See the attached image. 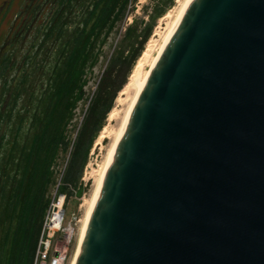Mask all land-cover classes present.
<instances>
[{"label":"water","instance_id":"1","mask_svg":"<svg viewBox=\"0 0 264 264\" xmlns=\"http://www.w3.org/2000/svg\"><path fill=\"white\" fill-rule=\"evenodd\" d=\"M76 264H264V0L191 2Z\"/></svg>","mask_w":264,"mask_h":264},{"label":"trees","instance_id":"2","mask_svg":"<svg viewBox=\"0 0 264 264\" xmlns=\"http://www.w3.org/2000/svg\"><path fill=\"white\" fill-rule=\"evenodd\" d=\"M174 1L156 0L152 23L147 25L140 36L136 25L127 29L122 47L128 41L129 54L125 56L124 51L121 57L113 59L103 73L73 143L61 193H69L68 196L71 197L73 194L69 192V188H78L94 141L103 130L118 94L128 84L127 78L130 79L136 69L135 63L139 62L146 51L144 48L152 35L153 21L164 15ZM129 2L130 0H29L25 10L29 14L26 23L39 20L43 13L49 19L42 29L40 41L34 44L36 48L33 54L35 72H42L45 79L41 88L35 82L33 96L30 92V76L23 82L22 94L34 97V102L31 103L33 110L25 109L30 113V120L19 113L13 131L14 146L2 155L4 179L0 203L6 202L11 213L6 215L5 212H0L1 222L6 219L11 225L15 221L16 228L8 252L0 256V264H34L50 204L47 199L48 189L55 183L53 167L59 153L70 149L71 140L65 129L73 115L77 95L86 94L80 73L93 61L95 43L104 34L111 33L120 19H123ZM28 27L29 24L26 28ZM46 50L50 51L49 66L45 71ZM1 57L7 58L5 52ZM6 65L7 59L2 63L3 77L7 72ZM10 117H13L12 112ZM28 123H31L28 134L30 131L33 134L24 138L22 144L20 140Z\"/></svg>","mask_w":264,"mask_h":264},{"label":"rangeland","instance_id":"3","mask_svg":"<svg viewBox=\"0 0 264 264\" xmlns=\"http://www.w3.org/2000/svg\"><path fill=\"white\" fill-rule=\"evenodd\" d=\"M185 1L186 0H175L164 15L153 21L152 35L144 48V51H147L149 49V45L151 44L152 52L148 62L145 63L146 71L150 69L154 56L157 55L160 45L164 37L167 35L171 23L176 19L177 14ZM28 3L29 0H0V49L2 43V48H4L3 51L5 52V56H7V58L2 59V61L7 59V72H5L4 77L3 73H1L2 80H0V98L2 101L1 112L3 115V121L0 124L1 156L8 151V149H12L14 146L12 144L14 138L13 131L15 130V124L20 114L22 117L27 116L30 120V113L25 111V109L27 108L28 110H33L31 103L34 102V97L32 96L33 89H36L35 82H37V85L41 88L45 79L42 72H39V74L35 72L33 54L36 48L34 44L40 41L42 37V29L49 19L45 18V13H43L39 17V20L37 19L38 21H33V23L32 21H29V23H26V18L29 16V14H26L27 12L25 11ZM155 4L156 0H130L128 6L125 8L123 19H120L117 26L113 28L111 33L104 34L102 38L95 43L93 61L87 65L83 72L80 73L81 84L83 85L84 93L86 92V94L82 93V95H77L73 115L71 116V119L65 129L68 138L71 140L70 149L68 152L61 151L59 153L55 166L53 167L55 183L48 189V202H51L58 186L59 191L62 188L63 176L69 162L73 143L75 142L79 130L83 125L84 118L91 105L92 98L97 91L98 84L104 71L113 59L118 56L121 57V54L124 51L125 56H128L130 43L127 41L122 47V40L125 37L127 29L136 25L137 34L140 36L145 28H147V25L152 23V13ZM168 14L172 15V18L169 20L166 19ZM16 24L17 32H13ZM28 24L29 27L26 28ZM49 51L50 50H48L47 53L45 52L47 57L46 59L44 58L45 71L48 68L47 66H49ZM137 63L138 62H136L135 65H137ZM28 76L32 79V85L30 87V92L32 93L31 98H29V94L26 96L22 94L24 87L23 82L26 81ZM129 80L130 79L128 77L127 82ZM119 98L120 93L118 94L112 109V111H115L117 115L116 118L110 119L111 117L107 116L103 125L105 129L103 128L102 131H108L106 138L100 140V134L102 131L99 134L100 136L98 135L96 137L78 188H69V192H72L73 194L71 197L68 196L69 193H67L65 227L67 230H71L72 242L68 248L66 264L71 263L75 254L82 227V220L84 219L87 208V202H89L93 194L96 181L107 162L112 146L113 134L119 129L128 107V104L124 103L126 102V97H124L122 101ZM28 103H30L29 106ZM11 112H13L12 118L10 117ZM30 124L31 123H28L27 127L25 126L26 129H24V132L22 133V140H20L22 144L24 143V138H27L28 135L32 136L33 134L31 131L30 134H28ZM3 179L4 178L2 177V180ZM0 212H5L6 215H10L11 212H9L6 202H3V204L0 203ZM1 221L2 217L0 216V256H3L10 248V242L13 238L16 223L14 221V223L10 225L6 219L3 223ZM60 242L63 241L60 240Z\"/></svg>","mask_w":264,"mask_h":264},{"label":"bare ground","instance_id":"4","mask_svg":"<svg viewBox=\"0 0 264 264\" xmlns=\"http://www.w3.org/2000/svg\"><path fill=\"white\" fill-rule=\"evenodd\" d=\"M193 0H186L185 3H183L179 13L177 14L176 19L171 23L168 33L167 35L164 37L160 48L157 52V55L154 56L151 65H150V69L149 70H145V63L148 62V59L151 57V44L149 45V49L147 51H145V53L143 54V57L139 60L140 62H138L136 69L134 70L132 76L130 77V80L128 82V84L126 85V87L123 89V91L120 93V100L122 101L124 97H126V102H124L125 104H128L127 110L124 114V117L122 119V123L119 127V129L113 134V139H112V146H111V150L109 152V156L107 159V162L105 164V166L103 167V170L100 173L99 178L96 181V185L94 187V191L93 194L89 200V202H87V208L85 211V215H84V219L82 220V227L80 230V236H79V240H78V245L75 251V254L72 258V261L70 264H76L77 261V257L78 254L80 252L88 225H89V221L92 215V212L94 210V207L96 205V202L98 200L99 194L101 192L102 189V185L104 182V178L106 176V173L113 161V158L115 156L116 150L118 148L119 142L121 140V138L123 137L125 130L127 128L129 119L131 117V114L134 110V107L138 101V98L143 90V88L145 87L147 80L151 74V71L153 70V68L155 67V65L157 64V62L159 61L166 45L168 44L169 40L171 39L172 35L174 34V32L176 31L177 27L179 26L184 14L186 13L188 7L190 6L191 2ZM172 15L168 14L166 16V19H171ZM116 113L115 111H112L110 113V119H114L116 118ZM112 121V120H111ZM105 129V128H104ZM108 133L107 130H104L101 132V136H100V140L106 138V134Z\"/></svg>","mask_w":264,"mask_h":264},{"label":"built area","instance_id":"5","mask_svg":"<svg viewBox=\"0 0 264 264\" xmlns=\"http://www.w3.org/2000/svg\"><path fill=\"white\" fill-rule=\"evenodd\" d=\"M66 205L67 194L58 186L46 211L34 264H66L72 242L71 230L65 227Z\"/></svg>","mask_w":264,"mask_h":264},{"label":"flooded vegetation","instance_id":"6","mask_svg":"<svg viewBox=\"0 0 264 264\" xmlns=\"http://www.w3.org/2000/svg\"><path fill=\"white\" fill-rule=\"evenodd\" d=\"M16 26H17V24L15 25V28H14L13 32L16 31ZM13 32H12V34H13ZM3 49L4 48H2V43H1V49H0V80H2L1 73H2V63H3V61H2L1 56H2V53L4 52ZM0 94H1V89H0ZM1 110H2V101H1V98H0V124L3 121V115H2ZM0 149H1V139H0ZM2 174H3L2 173V156L0 154V200H1V196H2Z\"/></svg>","mask_w":264,"mask_h":264}]
</instances>
